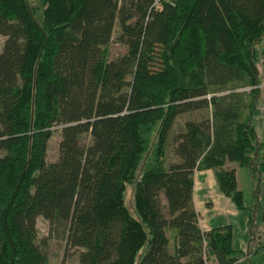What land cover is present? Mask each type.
<instances>
[{"label":"trees","instance_id":"obj_1","mask_svg":"<svg viewBox=\"0 0 264 264\" xmlns=\"http://www.w3.org/2000/svg\"><path fill=\"white\" fill-rule=\"evenodd\" d=\"M38 3L0 0V264L49 263L38 215L68 223L79 264H242L230 224L201 228L193 175L211 168L246 209L236 166L264 173L253 162L264 0Z\"/></svg>","mask_w":264,"mask_h":264},{"label":"rangeland","instance_id":"obj_2","mask_svg":"<svg viewBox=\"0 0 264 264\" xmlns=\"http://www.w3.org/2000/svg\"><path fill=\"white\" fill-rule=\"evenodd\" d=\"M32 5H37L38 0H29ZM41 13V7L36 8L34 12L35 17H39ZM118 27L116 26V33ZM3 36H0V48L3 42ZM264 47V36L256 43V48L261 49ZM124 50V46L117 42H112L111 52L116 53ZM259 70L260 64H258ZM261 76V75H260ZM259 88V97L256 103L257 113L254 118V123L258 131L259 141L264 142V78L259 77V82L256 85ZM206 114L203 109L192 112L191 114H183L177 119V123L182 124L186 119H200L201 115ZM176 130L179 126L175 127ZM60 139L59 128L54 130L52 135L47 141L46 159L48 161L56 160L58 156V140ZM90 141V135L84 134L82 137V143L86 144ZM264 158V146L253 153V162L257 163L259 159ZM178 156L174 155L170 148L167 151V161L177 160ZM231 162L226 164V167H230ZM236 179L238 187L243 191V203L247 206L245 209L250 217L249 231L242 232V227L236 231L235 229V248H242L247 252L246 260L242 264H264V250L259 253H249L254 250L259 243L264 241V222L260 219V213L262 210V194L264 192V173L252 171L249 165L236 166ZM131 186L128 185L125 190L126 202H130ZM162 203L165 205L166 201L163 193H160ZM164 213L167 214V209L164 206ZM211 212V211H210ZM36 227L38 233V241L42 250L48 256V264H79L78 250L73 247H69L66 242V236L68 232V223L62 221H50L42 215L36 217ZM245 234V235H244ZM208 264H216L212 257H208Z\"/></svg>","mask_w":264,"mask_h":264},{"label":"crops","instance_id":"obj_3","mask_svg":"<svg viewBox=\"0 0 264 264\" xmlns=\"http://www.w3.org/2000/svg\"><path fill=\"white\" fill-rule=\"evenodd\" d=\"M193 180L192 203L199 215L201 228L206 230L213 226L230 224L235 248V229L237 228V231L242 227V232L250 230L248 226L250 217L247 211L237 208L232 200L219 190L211 168L195 169ZM239 248L237 250H242Z\"/></svg>","mask_w":264,"mask_h":264},{"label":"built area","instance_id":"obj_4","mask_svg":"<svg viewBox=\"0 0 264 264\" xmlns=\"http://www.w3.org/2000/svg\"><path fill=\"white\" fill-rule=\"evenodd\" d=\"M250 88H251V86L248 85V86L239 87L238 90H245V91H248ZM207 258H208L207 254L204 255V264H208V260H207Z\"/></svg>","mask_w":264,"mask_h":264}]
</instances>
